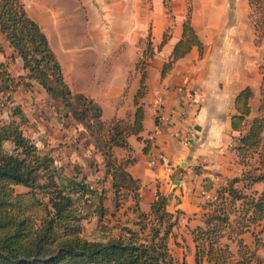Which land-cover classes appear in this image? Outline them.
<instances>
[{"label":"crops","instance_id":"crops-1","mask_svg":"<svg viewBox=\"0 0 264 264\" xmlns=\"http://www.w3.org/2000/svg\"><path fill=\"white\" fill-rule=\"evenodd\" d=\"M22 2L28 15L46 35L69 88L96 102L101 107L103 122L114 118L133 121L134 97L141 84L137 63L144 58L143 52L151 41L153 56L146 60L145 94L140 100L144 109L141 138L135 135L128 137L130 150L119 147L113 150L114 154H121L120 158H132L127 171L139 179V191L145 194L144 200L148 198L147 202L144 201L147 209L150 210L159 192L168 197L169 212H183L179 224L183 221L187 229L186 246L176 236L179 225L170 246L176 258L184 259L186 264H195L190 229L204 225L202 204L215 196L214 190H203L204 178L210 177L216 189L228 179L240 176L242 171L243 165L234 149L236 132L231 129L230 117L235 113L234 99L245 86L253 90L248 118L258 114V66L260 54L264 59V43L257 45L251 31L242 38H246L245 43L239 41L238 35L245 27L254 31L248 15V0H193V9L188 12L187 0ZM187 20L202 44V52L198 46H192L162 75V68L181 39ZM5 47L0 61L13 52L7 42ZM15 64L18 66L17 76L24 75L22 60L16 55L10 61L11 72ZM35 89L39 91L40 98L49 100V95L40 85L37 84ZM193 90L199 93L200 100L197 106L191 107L195 129L190 145L186 146L173 137L174 129L166 124L164 118L180 99H186V94ZM28 93L31 101L32 95L30 91ZM41 106L48 105L42 102ZM57 106L55 109L49 103L46 108L51 112V126L49 129L41 128V133L53 144L71 142L78 148L73 152L80 150L73 154L75 162H79L82 160L80 154H83V149H80L82 137L76 138L74 134L81 128L79 123L73 122L64 106ZM62 120H66V125L62 126ZM188 122L190 117L184 124ZM93 140L87 139L88 145L93 144L97 151ZM145 140L149 141L147 153L143 151ZM99 154L104 178L110 179L105 177L104 159ZM153 159L155 162L151 163ZM161 159L172 166L170 173L163 170ZM83 182L85 178L81 180ZM263 187V182L253 185L259 192ZM143 209L144 212L149 211ZM261 237L264 241V230ZM241 238L250 248H255L251 231L243 233ZM222 241L229 244L233 253L238 252L237 241L226 237ZM174 243L181 245L174 248ZM258 254L264 257V249H259ZM202 264L212 263L204 260Z\"/></svg>","mask_w":264,"mask_h":264},{"label":"trees","instance_id":"trees-1","mask_svg":"<svg viewBox=\"0 0 264 264\" xmlns=\"http://www.w3.org/2000/svg\"><path fill=\"white\" fill-rule=\"evenodd\" d=\"M248 5L254 41L260 45L264 43V0H248ZM0 34L13 51L11 56L5 55V61H0V92L14 91L25 80L36 81L94 137L113 192L119 196L121 190L129 189L135 200L131 226L122 225L118 235L105 241L88 239L84 235L86 217L73 194L59 182L53 158L39 150L20 124L4 122L0 117V264H186L184 259L174 256L170 246L183 212H169L168 197L159 192L150 210L142 211L140 181L127 171L133 160L119 158L113 150H130L128 137L141 138L144 109L140 100L145 94L146 60L153 56L151 41L143 52L144 58L137 63L141 84L134 97L133 121L114 118L103 122L101 107L69 88L46 35L28 15L22 0H0ZM192 46H198L202 52V44L187 20L162 75ZM15 55L22 60L25 71L18 78L10 71ZM259 92L256 116L248 118L253 90L245 86L234 99L235 113L230 117L231 129L236 132L234 149L240 163L249 168L216 189L210 177L204 178L203 190H214L215 196L202 204L204 225L190 229L195 264L204 260L212 264H264V257L258 254L259 249H264V187L260 192L253 189L255 183H264V75ZM7 143L10 149L6 148ZM145 144L143 151L147 153L149 141L145 140ZM241 181L244 185L239 187L237 183ZM17 186L27 191L19 192ZM247 231L254 235L253 249L241 238ZM225 237L237 241L236 254L222 241Z\"/></svg>","mask_w":264,"mask_h":264},{"label":"rangeland","instance_id":"rangeland-1","mask_svg":"<svg viewBox=\"0 0 264 264\" xmlns=\"http://www.w3.org/2000/svg\"><path fill=\"white\" fill-rule=\"evenodd\" d=\"M193 5V0H187V12L189 10L192 11ZM249 31H251V34L254 33L252 28L247 30L245 27V29L238 34L240 42H246V38H244L245 40L242 38L246 37ZM5 43L6 41L0 34V58H2L1 51L3 50V53L5 52ZM259 60L258 71L260 73L258 75V84L261 83L264 75V59H262L261 54L259 55ZM12 69L13 75L18 78V66L15 64ZM37 84L38 83L34 80H25V84L19 86L14 91L0 92L1 119L4 122L15 121L20 124L25 135L35 142L39 150L43 153H47L53 158V165L57 171L59 182L66 186L73 194L79 209L86 217L84 220V235L88 239L105 241L118 235L119 228L122 225L126 224L131 226V222L135 219V214L131 210L135 205L133 192L129 189H123L119 192V196L113 192L110 179L104 178L102 172V157L98 151L94 150L93 144H91V146L88 145V141L93 140L94 137H92L81 124H79L81 129L77 130L74 134L76 138L82 137L80 149H83V154H80L82 160L80 159L79 162H75L73 154L80 150L73 152L74 148L76 150L78 148L74 147L71 142L53 144L43 136L44 134L41 133V128L49 129L51 126L49 119L51 112L50 110H46V108L49 106V103L54 105L55 109H58V106L49 96V100L40 98L39 91L35 89ZM258 84L257 88L260 87ZM28 91H30L32 95L30 96L31 101L27 96L29 95ZM42 102L47 103L48 106H41ZM34 105H37V107L33 108L32 106ZM40 117L42 118L40 119ZM61 122L63 123L62 126H64V124L66 125V120H62ZM73 122L75 123L76 121ZM67 128L71 131L70 126ZM6 148L10 149L11 145L7 143ZM115 154L120 158L121 154H117L116 152ZM254 161L255 159H253V162ZM248 168L249 166H243L242 171ZM242 171L240 172V176L242 175ZM84 178L85 182L81 183V180ZM87 183H89V188L87 187ZM237 184L241 187L244 185V182L241 181ZM174 186L176 185L174 184ZM16 190L23 192L27 191V188L17 186ZM140 193L139 191V194ZM144 197L145 194L141 193L139 196V207L140 209L145 208V211H148L149 209L144 205V201L147 202L148 198L144 200ZM183 223L184 222L181 221V224H179L176 236L178 239H181L186 246L185 234H187V229ZM180 245L181 243L178 245L174 243L173 247H180ZM174 248L173 250H175Z\"/></svg>","mask_w":264,"mask_h":264},{"label":"built area","instance_id":"built-area-1","mask_svg":"<svg viewBox=\"0 0 264 264\" xmlns=\"http://www.w3.org/2000/svg\"><path fill=\"white\" fill-rule=\"evenodd\" d=\"M186 96V99H180L177 104L171 108L169 115L165 117L164 120L169 127H173V137L182 144L188 146L191 143L192 135L195 129L194 121H191V107L197 106L200 99L199 93H197L195 90L189 91ZM189 117L190 122L184 124ZM154 162L155 160L153 159L151 163ZM161 163L163 165V170L166 173H170L172 166L163 159H161Z\"/></svg>","mask_w":264,"mask_h":264}]
</instances>
